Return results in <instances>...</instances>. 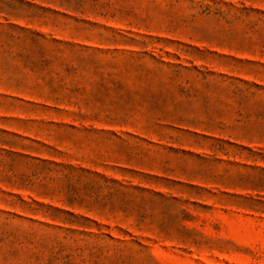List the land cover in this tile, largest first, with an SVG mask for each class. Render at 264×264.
I'll return each instance as SVG.
<instances>
[{
  "label": "rangeland",
  "instance_id": "1",
  "mask_svg": "<svg viewBox=\"0 0 264 264\" xmlns=\"http://www.w3.org/2000/svg\"><path fill=\"white\" fill-rule=\"evenodd\" d=\"M0 264H264V0H0Z\"/></svg>",
  "mask_w": 264,
  "mask_h": 264
}]
</instances>
